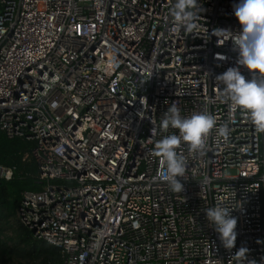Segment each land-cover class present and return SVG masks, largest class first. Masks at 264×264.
<instances>
[{"label":"built area","instance_id":"built-area-1","mask_svg":"<svg viewBox=\"0 0 264 264\" xmlns=\"http://www.w3.org/2000/svg\"><path fill=\"white\" fill-rule=\"evenodd\" d=\"M172 2L0 0V133L30 142L42 187L21 192L15 215L58 247L48 264H236L240 247L264 264V132L215 79L229 67L253 76L213 34L242 30L240 0H197L199 33L174 31ZM173 103L217 118L204 152L178 149L182 192L157 178L152 155L178 134L160 128ZM221 201L237 219L231 250L206 217Z\"/></svg>","mask_w":264,"mask_h":264},{"label":"clouds","instance_id":"clouds-1","mask_svg":"<svg viewBox=\"0 0 264 264\" xmlns=\"http://www.w3.org/2000/svg\"><path fill=\"white\" fill-rule=\"evenodd\" d=\"M201 10L197 0H174L170 3L169 15L175 25L174 31L183 29L186 33H199L197 21ZM234 14L242 26L240 32L215 28L213 34L219 37V44L229 39L233 42L239 53L236 63L245 66L253 76L246 79L238 67H229L215 79L219 86L223 84L221 95L225 102L246 112L256 131L264 132V0H240L234 5ZM218 57L224 59L219 54ZM216 125L217 118L207 110L182 116L178 106L173 103L163 113L161 130L168 133L171 127L177 129L178 134L170 133L156 140L152 155L160 158L157 178L166 182L172 191H183L184 185L178 177H186L188 169L183 152L178 151L181 144H187L191 153L204 152L207 138ZM218 131L227 139L228 124H222ZM231 211L232 207L226 206L223 201L205 209L208 221L215 226L223 246L228 250L235 247L237 238V219L231 215ZM248 251L246 247H240L231 257L236 264H245L246 261L247 264H255V260H247Z\"/></svg>","mask_w":264,"mask_h":264},{"label":"trees","instance_id":"trees-1","mask_svg":"<svg viewBox=\"0 0 264 264\" xmlns=\"http://www.w3.org/2000/svg\"><path fill=\"white\" fill-rule=\"evenodd\" d=\"M30 142L0 133V165L12 167L9 178L0 177V259L16 258L17 264H48L59 259L58 247L32 237L15 215L23 190H39L36 162L28 155ZM3 223V225H2ZM9 223L12 235L3 234Z\"/></svg>","mask_w":264,"mask_h":264},{"label":"rangeland","instance_id":"rangeland-1","mask_svg":"<svg viewBox=\"0 0 264 264\" xmlns=\"http://www.w3.org/2000/svg\"><path fill=\"white\" fill-rule=\"evenodd\" d=\"M3 225V223H2ZM12 227L10 226L9 223H6L4 226L3 234L6 235L7 237L12 235ZM0 264H17V259L16 258H5V259H0Z\"/></svg>","mask_w":264,"mask_h":264}]
</instances>
